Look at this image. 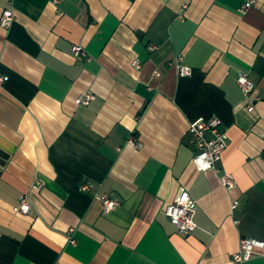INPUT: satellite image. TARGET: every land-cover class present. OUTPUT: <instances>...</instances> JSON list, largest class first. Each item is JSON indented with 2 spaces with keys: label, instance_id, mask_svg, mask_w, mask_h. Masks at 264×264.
Returning a JSON list of instances; mask_svg holds the SVG:
<instances>
[{
  "label": "crops",
  "instance_id": "obj_1",
  "mask_svg": "<svg viewBox=\"0 0 264 264\" xmlns=\"http://www.w3.org/2000/svg\"><path fill=\"white\" fill-rule=\"evenodd\" d=\"M247 1L0 0L15 16L0 25V264H234L241 239L264 242V0ZM213 118L228 148L200 172L190 124ZM183 193L190 236L165 213Z\"/></svg>",
  "mask_w": 264,
  "mask_h": 264
},
{
  "label": "built area",
  "instance_id": "obj_2",
  "mask_svg": "<svg viewBox=\"0 0 264 264\" xmlns=\"http://www.w3.org/2000/svg\"><path fill=\"white\" fill-rule=\"evenodd\" d=\"M257 4L256 0H248L240 8V12L245 14L249 9ZM186 6H184V9ZM15 16L12 9L5 10L1 17L0 25L3 29H9L14 23ZM151 51L156 50V47H151ZM73 52L76 56L85 55L81 47H74ZM175 65L178 69L180 77H191L193 70L184 65L183 57L178 56L175 59ZM136 68H140L139 63L134 62ZM8 81L7 77L0 75V87ZM237 83L243 92L246 107L249 112H254L256 103L260 101V98L255 95L256 86L245 74H240L237 79ZM96 100V96L92 93H87L79 97L77 100L78 105L89 106ZM189 132L194 136L196 140L197 153L194 157V164L200 172L221 171L217 168V164L221 161L224 152L228 148V135L223 129V123L218 118L210 120L199 119L190 124ZM130 144L135 147H140V144L136 140L132 139ZM221 183L228 189H235L237 186L235 177L229 173H221ZM42 185H38V189H41ZM101 202L106 213L114 211L118 207V203L109 198L102 197ZM236 206V204H235ZM32 210L30 201L27 198L21 200L18 212L20 214H29ZM195 202L186 193H183L178 200L168 206L166 209V216L170 219L173 225H175L179 232L184 236L192 235L196 229L197 224L194 220ZM69 243L76 245L74 237V230L69 234ZM263 257L264 258V242L253 239L243 238L240 242V250L234 254V264H244L253 259Z\"/></svg>",
  "mask_w": 264,
  "mask_h": 264
}]
</instances>
